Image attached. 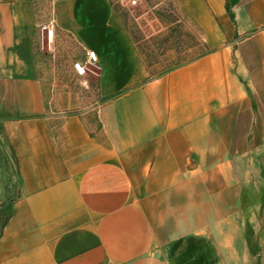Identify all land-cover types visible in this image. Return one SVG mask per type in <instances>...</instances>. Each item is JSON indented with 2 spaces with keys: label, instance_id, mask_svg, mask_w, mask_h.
<instances>
[{
  "label": "crops",
  "instance_id": "0c3cea01",
  "mask_svg": "<svg viewBox=\"0 0 264 264\" xmlns=\"http://www.w3.org/2000/svg\"><path fill=\"white\" fill-rule=\"evenodd\" d=\"M26 2L0 0V264H264V0H173L205 51L161 74L115 0H73L94 121L49 107Z\"/></svg>",
  "mask_w": 264,
  "mask_h": 264
},
{
  "label": "rangeland",
  "instance_id": "374dc122",
  "mask_svg": "<svg viewBox=\"0 0 264 264\" xmlns=\"http://www.w3.org/2000/svg\"><path fill=\"white\" fill-rule=\"evenodd\" d=\"M72 1L27 0L32 34L25 54L37 69L51 109L86 113L94 121L100 103L96 83L90 77H79L73 67L84 59L85 51L70 33L62 40L57 33L60 17L69 24ZM115 8L153 74L194 60L205 51L204 42L180 21L173 0H138L137 5L115 0ZM46 27H55L54 43L49 42Z\"/></svg>",
  "mask_w": 264,
  "mask_h": 264
},
{
  "label": "built area",
  "instance_id": "2783aa9c",
  "mask_svg": "<svg viewBox=\"0 0 264 264\" xmlns=\"http://www.w3.org/2000/svg\"><path fill=\"white\" fill-rule=\"evenodd\" d=\"M130 4L137 5L138 0H130ZM48 33V39L50 43H54L56 36L55 27H46ZM98 64V56L95 51H86V56L84 59L76 61L73 65L74 71L79 77L86 78L88 77L91 67H95Z\"/></svg>",
  "mask_w": 264,
  "mask_h": 264
}]
</instances>
